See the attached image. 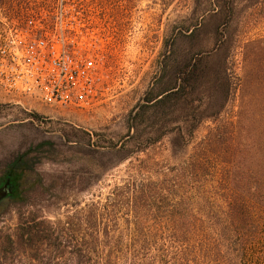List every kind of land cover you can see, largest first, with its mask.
I'll return each mask as SVG.
<instances>
[{"label":"trees","instance_id":"trees-1","mask_svg":"<svg viewBox=\"0 0 264 264\" xmlns=\"http://www.w3.org/2000/svg\"><path fill=\"white\" fill-rule=\"evenodd\" d=\"M189 1L195 24L174 37L187 39L189 53L170 69L161 64L126 139L104 147V156H120L109 169L124 166L103 200L52 221L28 209L43 185L29 150L0 169V208L21 207L5 242L10 256L22 249L23 264H264V34L240 36L236 0ZM211 19L213 46L196 51Z\"/></svg>","mask_w":264,"mask_h":264},{"label":"rangeland","instance_id":"rangeland-1","mask_svg":"<svg viewBox=\"0 0 264 264\" xmlns=\"http://www.w3.org/2000/svg\"><path fill=\"white\" fill-rule=\"evenodd\" d=\"M51 2L10 0V7H1L0 14L11 19L20 7L45 8ZM165 2L74 0L76 6L81 4L82 8L78 7L85 20L102 36L104 58L98 98L89 107L54 108L0 87V169L18 153L29 150L35 174L43 183L28 196L32 204L29 210H42L52 221L71 216L90 201L103 200L108 184L122 174L123 164L108 168L120 156H104V147L126 139L130 116L151 89L161 64L167 62L170 69L189 53L187 39L174 37L195 24V17L188 12L190 1ZM236 4L240 36L264 34V0H236ZM213 23L209 20L202 30L196 51L213 46ZM204 133L205 128H201L198 134ZM38 144L44 146L38 150ZM161 145L166 147V139ZM163 157L168 158L167 150ZM19 208L14 203L0 208V242L4 248L0 262L6 257V264H23L25 260L22 249L19 256H10V248L5 246L7 236L14 234L19 224Z\"/></svg>","mask_w":264,"mask_h":264},{"label":"built area","instance_id":"built-area-1","mask_svg":"<svg viewBox=\"0 0 264 264\" xmlns=\"http://www.w3.org/2000/svg\"><path fill=\"white\" fill-rule=\"evenodd\" d=\"M52 0L0 17V87L54 108L89 107L98 98L104 53L81 4Z\"/></svg>","mask_w":264,"mask_h":264}]
</instances>
